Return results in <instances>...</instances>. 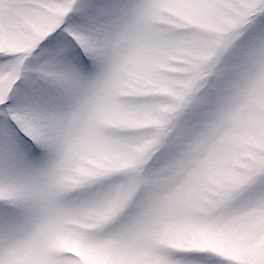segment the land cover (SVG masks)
Listing matches in <instances>:
<instances>
[{
  "label": "snow or ice",
  "instance_id": "6c2138e0",
  "mask_svg": "<svg viewBox=\"0 0 264 264\" xmlns=\"http://www.w3.org/2000/svg\"><path fill=\"white\" fill-rule=\"evenodd\" d=\"M0 264H264V0H0Z\"/></svg>",
  "mask_w": 264,
  "mask_h": 264
}]
</instances>
